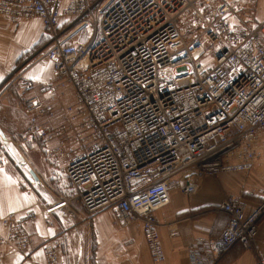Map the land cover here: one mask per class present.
I'll list each match as a JSON object with an SVG mask.
<instances>
[{
	"label": "built area",
	"instance_id": "1",
	"mask_svg": "<svg viewBox=\"0 0 264 264\" xmlns=\"http://www.w3.org/2000/svg\"><path fill=\"white\" fill-rule=\"evenodd\" d=\"M234 11L225 0H0V17L13 25L40 19L53 38L45 58L55 80L23 79L34 94L17 159L26 162L23 148L32 144L64 162L84 210L112 209L118 227L139 225L152 264L165 261L157 213L171 192L191 196L202 177L248 173L264 149V23L245 16L240 32ZM63 19L67 37L58 36ZM17 81L13 75L0 86V100ZM5 161L0 149V166ZM255 195L250 213L241 197L224 200L227 226L218 238L190 244V264H217L236 245L255 248L264 188ZM69 206L60 200L0 218L7 230L0 264L31 248L30 224L42 216L54 229L51 215ZM62 248L60 238L46 241V264H67Z\"/></svg>",
	"mask_w": 264,
	"mask_h": 264
},
{
	"label": "crops",
	"instance_id": "2",
	"mask_svg": "<svg viewBox=\"0 0 264 264\" xmlns=\"http://www.w3.org/2000/svg\"><path fill=\"white\" fill-rule=\"evenodd\" d=\"M251 4L255 8V22L264 23V0H251ZM230 21L238 31L245 32L246 25L238 18L231 16ZM67 23L66 19L62 20L58 36H68ZM86 38L81 40L85 41ZM52 41V35L50 36L40 19L13 25L7 18L0 17V86L6 82L12 68L18 62L40 61L29 71H24L19 85L11 87L0 100V143L1 138L7 141V146L0 145V149L4 150L7 156L6 161L0 166V218L10 212L24 211L32 207L38 212L44 201L53 205L57 199H63L59 193L57 197L52 192L39 193L34 187H29L26 180L18 175L15 166L27 165L26 167L32 170L33 173L27 168L31 178L26 176L31 183L37 184L40 180L33 170L37 169L42 175L47 177L51 175L61 184L64 183L63 185L70 184L64 162L49 159L42 146L28 144L23 148L28 156L24 153L25 159L32 162L30 165L26 163L27 161L19 162L17 159L19 157L15 156L20 149L18 144L29 124L30 116L26 102L34 94L23 89L22 81L29 78L42 84L55 80L51 63L44 60V49L49 48ZM71 41H78V38L73 37ZM40 45L41 48H37ZM41 99L45 100L47 97L41 96ZM27 147H31L32 156L27 152ZM260 151L259 159L248 173L202 177L197 180V192L191 196H185L177 191L171 192L170 204L157 213L165 252V261L162 264H190L187 249L194 240L202 236L211 239L219 237L229 221V216L220 210L221 204L228 196L241 197L248 213L257 207L260 198L255 192L264 188V149ZM68 201L71 202L68 210L58 211L50 217L56 222L54 223L57 227L49 229L46 220L40 216L39 220L30 224L28 228L32 238L31 248L25 253L8 257L5 264H46L43 245L52 238L63 240L61 255L67 264H152L139 225L120 228L115 224L112 209L91 215L84 210L74 194ZM0 232L7 233L1 224ZM172 232L176 233L175 237L171 236ZM262 259L264 220L259 225L253 250H245L241 245H236L217 264H258Z\"/></svg>",
	"mask_w": 264,
	"mask_h": 264
},
{
	"label": "rangeland",
	"instance_id": "3",
	"mask_svg": "<svg viewBox=\"0 0 264 264\" xmlns=\"http://www.w3.org/2000/svg\"><path fill=\"white\" fill-rule=\"evenodd\" d=\"M91 1L94 2L95 0H91ZM225 1L231 2V3H233V5H236V11H234L232 13V18H238V20L241 22L242 19L245 18V16H250L249 17L250 20L256 21L255 18H254L255 17V8H254V5L251 4V0H225ZM245 6H246V8H245ZM181 22L184 25L185 24H189V22L188 21L186 22V20H184V19H182ZM85 37H86L85 34H80L79 35V39H85ZM50 46L51 45H49L48 47H50ZM213 54H214V52L212 51V48L209 49V51L207 52V56L205 57V59L203 61L205 65H211ZM44 60L45 61H48L45 57H44ZM44 60H42V62ZM37 62H40V61L24 60V61L18 62L17 65L14 68H12V70H11L12 72L10 73L9 77H13V75L14 76L16 75V78H18V81L14 84V86L17 87L19 85V81H21V78L19 76H22L24 74V71H29V69H32ZM25 79H29V78H25ZM29 80H32V79H29ZM33 83H34V85H39V83H36L35 81H33ZM67 91L70 93V91H72V90H71V88H68ZM65 99L68 100V98H66V97H65ZM20 137H21V135H20ZM0 145H2L3 147L7 146V141H5V140H3L1 138ZM27 150H28L27 152L30 155L31 152H32L31 147H27ZM23 152L27 156L25 150H23ZM15 156H17L16 153H15ZM15 156H13V158H15ZM30 156H32V155H30ZM8 158L10 159V157H8ZM18 161H20V160L18 159ZM25 161H27L26 163L28 165L32 164V162H31L30 159H27ZM12 164L14 165V163H12ZM26 166L27 165L18 166V167L15 166L14 168L16 169L18 175L22 176L26 180V184H28L29 187H34L35 191H38L39 193H42L43 191H46L48 193L52 192L57 197H59L57 195L59 193V195H62V198L63 199L59 198V199H57L58 201H60V200H67L68 201V198H70L71 195H73V194L75 195V190H74V188L70 184L68 185L67 183H65V185H63L64 183L61 184L57 179H54V177L52 178L51 175H50V177L49 176L47 177L44 174L42 175V173L39 170H37V169L36 170L33 169V170L39 176V179L40 180L37 181V184L29 182V180L27 179L26 176H28L29 178H31V175L29 174ZM206 177H208V176H206ZM66 184H67V186H66ZM42 205H43V207H49V206H51V204H48V203L46 204L45 201H44V204H42ZM64 210H68V208L62 209V211H64Z\"/></svg>",
	"mask_w": 264,
	"mask_h": 264
},
{
	"label": "trees",
	"instance_id": "4",
	"mask_svg": "<svg viewBox=\"0 0 264 264\" xmlns=\"http://www.w3.org/2000/svg\"><path fill=\"white\" fill-rule=\"evenodd\" d=\"M42 47L44 48L45 46L43 45ZM37 48H41V45H40V46H38ZM45 49H46V48H45ZM45 49H44V50H45Z\"/></svg>",
	"mask_w": 264,
	"mask_h": 264
},
{
	"label": "water",
	"instance_id": "5",
	"mask_svg": "<svg viewBox=\"0 0 264 264\" xmlns=\"http://www.w3.org/2000/svg\"><path fill=\"white\" fill-rule=\"evenodd\" d=\"M21 164H23V163H21ZM28 168V167H27ZM30 171H31V169L30 168H28ZM32 172V171H31Z\"/></svg>",
	"mask_w": 264,
	"mask_h": 264
}]
</instances>
